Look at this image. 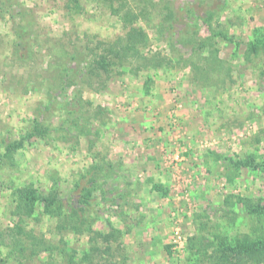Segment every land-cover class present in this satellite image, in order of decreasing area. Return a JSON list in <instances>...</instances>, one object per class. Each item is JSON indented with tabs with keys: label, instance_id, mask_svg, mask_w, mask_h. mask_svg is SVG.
Returning a JSON list of instances; mask_svg holds the SVG:
<instances>
[{
	"label": "rangeland",
	"instance_id": "rangeland-1",
	"mask_svg": "<svg viewBox=\"0 0 264 264\" xmlns=\"http://www.w3.org/2000/svg\"><path fill=\"white\" fill-rule=\"evenodd\" d=\"M258 40L264 0H0V264H264L219 245L264 238Z\"/></svg>",
	"mask_w": 264,
	"mask_h": 264
},
{
	"label": "trees",
	"instance_id": "trees-1",
	"mask_svg": "<svg viewBox=\"0 0 264 264\" xmlns=\"http://www.w3.org/2000/svg\"><path fill=\"white\" fill-rule=\"evenodd\" d=\"M8 5V3H4L2 6H6ZM9 8V7H8ZM9 14V17L12 19L15 15L16 12H20V15L22 14L21 10L20 11H15V9L11 8L9 9V11H7ZM24 14V13H23ZM132 33L129 32L128 34V39H131L130 41H132V45L133 46H129L127 44L123 45V48L120 47L119 49H115L111 46H108L109 50L107 52V56H102L100 58V63L98 65V68L101 69L100 72L109 75V69L108 67H110V65L113 63L114 59L117 60L118 62L122 63L124 59H126V56L129 52H131L132 56L134 57H138L139 54L135 48L136 45V39H133ZM140 36V35H139ZM142 36V35H141ZM143 39V36L141 37ZM257 46H264V42H259L256 41L255 44L251 43V47L250 50L254 51L256 50ZM145 60V59H144ZM158 64L156 63L155 65H152V68H158L157 66ZM75 76H77V74H75ZM44 131V130H43ZM41 133V129L38 125H34L33 127V132L29 134V137L34 136V135H39ZM19 143H15L14 146L18 147ZM5 155V153H4ZM2 155V156H4ZM2 156H0V163L2 161ZM237 166H246V164L244 163H237ZM263 169H264V165H263ZM152 190L155 192H159L162 195H165V189H163V187L161 185H153L152 186ZM16 193H14V195L16 196V209H17V213H19L21 216L22 215H30L33 212L34 207H36L37 204H42V208L43 211L46 215L56 218L57 219V230L61 231V230H65L66 228V224H68L69 222L73 221V215H76L73 211V213H69L67 214L65 208L62 205V200L59 199L56 196V193H52L50 196H42L39 195L37 193L36 190H28V189H17L15 190ZM77 212V211H76ZM249 214H254V215H261L264 216V206H256V207H252L249 208L248 211ZM18 215V216H20ZM17 227V226H16ZM18 228V227H17ZM18 234H21V230L20 228H18ZM17 239L14 240V245L16 243V247H15V251L16 254L18 256V258L25 256L26 251H27V246H25V244L21 241ZM12 244V243H11ZM220 247L221 250L220 252H224L227 250H237L239 251L242 260H246L247 258H251L252 260H258L259 262L262 261L264 259V238L262 239H258L255 241H251V240H241L236 242L235 244L232 245V243H224V242H220ZM166 251H168V247H166ZM11 254H13V251H8L7 255L5 253V257L7 256V259L9 258L8 256H10ZM33 253H30L29 255H31ZM2 255V251H0V256ZM4 256V255H3ZM13 259H17V257H13ZM219 260V259H218ZM220 260H223L222 258ZM5 260L2 261V259H0V262H4ZM223 261H220V263L218 264H223ZM245 263L247 264V262L245 261ZM18 264H24L23 261H21L19 259Z\"/></svg>",
	"mask_w": 264,
	"mask_h": 264
}]
</instances>
